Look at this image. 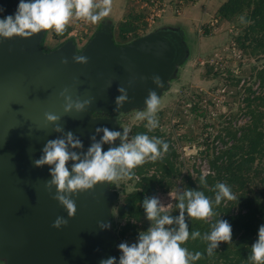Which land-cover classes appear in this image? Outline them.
<instances>
[{"label":"water","instance_id":"water-1","mask_svg":"<svg viewBox=\"0 0 264 264\" xmlns=\"http://www.w3.org/2000/svg\"><path fill=\"white\" fill-rule=\"evenodd\" d=\"M59 1L0 0V256L112 264L99 184L111 127L87 115L140 97L162 49L154 39L96 37L79 56L69 41L43 53Z\"/></svg>","mask_w":264,"mask_h":264},{"label":"rangeland","instance_id":"rangeland-1","mask_svg":"<svg viewBox=\"0 0 264 264\" xmlns=\"http://www.w3.org/2000/svg\"><path fill=\"white\" fill-rule=\"evenodd\" d=\"M228 1L60 0L41 37L43 53L69 41L79 56L96 37L115 46L154 39L162 49L148 68L140 97L130 105L97 108L87 115L90 120L103 119L111 127L99 184L102 220L113 241L112 264H179L181 251L174 244L172 231L179 235L180 229L172 226V212L184 190V178L194 176L197 170L207 172L202 150L207 145L220 146L216 136L228 122L227 116L233 114V124L246 119L243 86L250 84L251 90L258 91L255 74L264 64V45L254 52L240 47L248 24L244 18L253 4L238 0L234 13L225 18L219 9ZM228 71L238 77L237 85ZM139 124L156 128L170 140L180 172L171 183L155 188L156 218H129L136 231L131 237L129 229L118 234L128 219L119 215V207L139 181L135 172L126 173L130 165L138 164L132 134L133 126ZM0 264H8L3 255Z\"/></svg>","mask_w":264,"mask_h":264},{"label":"trees","instance_id":"trees-1","mask_svg":"<svg viewBox=\"0 0 264 264\" xmlns=\"http://www.w3.org/2000/svg\"><path fill=\"white\" fill-rule=\"evenodd\" d=\"M237 1L223 3L220 15L233 14ZM251 3L240 47L254 52L264 45V0L247 2ZM227 73L237 85L238 77ZM255 77L258 91L251 90L250 84L243 86L245 121L233 124V114L227 116L228 122L216 136L220 146L207 145L202 150L207 172L197 170L194 176H185L184 190L175 200L172 226L180 233L172 231V235L181 251L179 264H264V64ZM132 135L138 164L130 165L126 173L135 172L139 181L119 207V215L128 219L118 230L124 235L129 229L131 237L136 231L129 218H156L155 188L171 183L180 172L176 150L164 134L139 124L133 126Z\"/></svg>","mask_w":264,"mask_h":264},{"label":"bare ground","instance_id":"bare-ground-1","mask_svg":"<svg viewBox=\"0 0 264 264\" xmlns=\"http://www.w3.org/2000/svg\"><path fill=\"white\" fill-rule=\"evenodd\" d=\"M131 96V95H130ZM130 96L127 99H130Z\"/></svg>","mask_w":264,"mask_h":264}]
</instances>
